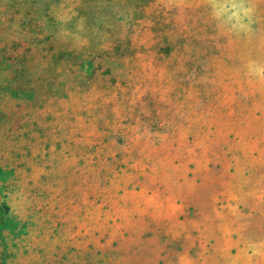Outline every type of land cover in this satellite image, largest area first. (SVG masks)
<instances>
[{
  "label": "rangeland",
  "instance_id": "374dc122",
  "mask_svg": "<svg viewBox=\"0 0 264 264\" xmlns=\"http://www.w3.org/2000/svg\"><path fill=\"white\" fill-rule=\"evenodd\" d=\"M0 264H264V0H0Z\"/></svg>",
  "mask_w": 264,
  "mask_h": 264
},
{
  "label": "trees",
  "instance_id": "16d2710c",
  "mask_svg": "<svg viewBox=\"0 0 264 264\" xmlns=\"http://www.w3.org/2000/svg\"><path fill=\"white\" fill-rule=\"evenodd\" d=\"M160 50L164 55H168L171 52V49L168 46H163ZM199 60H201L204 65H206L205 63H208V65H206L204 69L206 68V70H210L213 73H219L222 70H224L221 61H226V56L216 50H212L206 53H202L201 58ZM200 66L201 64L198 63L197 68L198 67L200 68ZM194 69H195L194 65H191L190 67H188L187 72H191ZM182 110L184 111V116L187 119L182 121L181 125L186 131H189L191 132V134H194V133L203 132L206 129V126H204V124L191 119L192 117L191 109L189 108L188 105H184V107H182ZM171 129H172V125H169L165 121L156 122L157 137H161V136L165 137L166 135H169Z\"/></svg>",
  "mask_w": 264,
  "mask_h": 264
}]
</instances>
